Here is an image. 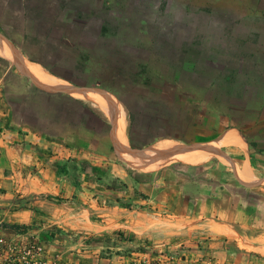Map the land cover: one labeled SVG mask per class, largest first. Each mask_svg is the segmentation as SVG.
<instances>
[{"label": "crops", "instance_id": "0c3cea01", "mask_svg": "<svg viewBox=\"0 0 264 264\" xmlns=\"http://www.w3.org/2000/svg\"><path fill=\"white\" fill-rule=\"evenodd\" d=\"M108 3L132 8L131 0ZM172 7L186 16L189 74L162 84L174 87L176 102L192 111L181 120L183 135H153L141 143L132 141L128 113L111 91L77 90L0 31L6 48L0 61L8 66L0 73V207L19 210L25 224L43 211L49 222L44 232L57 230L65 249H78L86 238H92L91 257L113 248L100 264H137L144 242L177 254L160 264H264V0H173ZM225 56L233 60L230 69ZM32 64L57 83L39 79ZM4 73L15 75L21 87L10 85ZM22 85L86 104L100 114L105 132H84L77 120L73 129L72 111L63 119L47 106L35 122L19 118L8 94H23ZM208 89L216 96H208ZM244 111L262 113L251 139L242 131L247 126L235 120ZM47 118L50 127L43 124ZM127 201L151 204L152 213L130 219ZM127 246L132 256L124 254Z\"/></svg>", "mask_w": 264, "mask_h": 264}, {"label": "rangeland", "instance_id": "374dc122", "mask_svg": "<svg viewBox=\"0 0 264 264\" xmlns=\"http://www.w3.org/2000/svg\"><path fill=\"white\" fill-rule=\"evenodd\" d=\"M104 2L105 0H0V29L9 35L21 51L32 57L46 61L55 59L58 64L67 63L70 67L77 60H66L71 53L74 57L73 50L66 45V49L52 50L51 46L43 42V36H84L82 41L87 44L85 52L88 59L80 85L105 88L119 99L128 113V129L132 141L141 143L149 141L153 135L166 133L183 135L181 120L189 116L192 107L183 110L176 102L174 87L162 84L173 77L181 79L183 75L189 74L186 71L189 64L184 62L189 37L188 28L183 24L182 18L186 16H182V9L172 7L173 0H158L155 3L151 0H131L132 8L127 6L124 9L113 3L104 5ZM156 4L157 9L154 8ZM224 62L226 68L232 67L233 60L230 56H225ZM32 66L42 70L37 64ZM7 67L5 62L0 61V73ZM38 73L47 77L42 72ZM211 76L214 77V73ZM4 79L10 85L14 83L15 88L21 87L15 75L4 73ZM21 91V95L8 94L19 118L35 122L38 110L47 106L56 108L63 119H69L72 111L73 129L77 120L79 129L84 132H105L104 120L92 114L84 103L70 100L65 95H46L24 85ZM206 94L216 96L211 89ZM92 96L94 99L98 97ZM261 114L244 111L235 116V120L247 126L242 129L244 133H251L256 126L259 127V121L256 120ZM43 124L46 127L53 125L48 118ZM136 128L143 129L145 133L139 136L132 134ZM248 137L251 139L252 135ZM102 203L113 205L109 201ZM123 205L125 211L131 214L128 217L130 219H138L136 212L152 213L151 204L143 206L127 201ZM0 209L6 220L3 232L23 227L35 229L31 232L44 246L43 256L47 258L60 255L65 259L79 260L83 264H100L101 259L112 256L110 251L113 248L107 252L101 250V253L95 254L96 257L88 255V245H91L92 238L84 239L78 249L61 247L56 239V235H59L57 230L44 232L43 223L49 222L43 211H37L34 221L25 224L23 214L17 212L19 210L16 208ZM132 251L133 247L127 246L124 254Z\"/></svg>", "mask_w": 264, "mask_h": 264}, {"label": "built area", "instance_id": "2783aa9c", "mask_svg": "<svg viewBox=\"0 0 264 264\" xmlns=\"http://www.w3.org/2000/svg\"><path fill=\"white\" fill-rule=\"evenodd\" d=\"M4 216L3 210L0 209V264H83L79 260L65 259L60 255L54 258L43 256L44 246L31 232L35 229L29 230L28 227H23L3 232L5 227L3 224L6 221ZM142 246L141 255L135 256L137 264H160L161 261H172L177 256L166 246L157 249L146 242ZM204 259L209 263L213 257L207 254Z\"/></svg>", "mask_w": 264, "mask_h": 264}, {"label": "trees", "instance_id": "16d2710c", "mask_svg": "<svg viewBox=\"0 0 264 264\" xmlns=\"http://www.w3.org/2000/svg\"><path fill=\"white\" fill-rule=\"evenodd\" d=\"M2 33L5 35H8L3 30L0 29ZM9 37V36H7ZM43 42L52 47V50L56 49H66V46H69L75 54L73 57V54L71 53V56H67L66 60L69 62H72L73 60L75 63L73 64V67H70L67 65H60L55 59H50L48 61L38 58V57H32L28 53L22 51L28 59H30L33 62H36L40 64L48 73L64 78L68 81L73 82L76 85L81 84V79L83 78V73L85 72V64L86 60L88 59V54L85 52L86 45L85 41H82L84 36H43ZM16 45V44H15ZM81 60V61H80ZM90 112L94 115H96L98 118H100V114L95 111L94 109H90ZM252 145H254L251 142Z\"/></svg>", "mask_w": 264, "mask_h": 264}, {"label": "bare ground", "instance_id": "6f19581e", "mask_svg": "<svg viewBox=\"0 0 264 264\" xmlns=\"http://www.w3.org/2000/svg\"><path fill=\"white\" fill-rule=\"evenodd\" d=\"M5 46V45H4ZM3 46V44L2 43H0V50H1V52H3V53H6V48ZM10 48V47H9ZM8 48V49H9ZM7 49V50H8ZM9 54V53H8ZM6 57V56H5ZM29 68H32V70H33V72L38 76V78L39 79H41L42 81H44V82H46V83H49V84H56L57 83V79H56V77H53V76H51V75H49L47 72H45L44 70H39V69H37V68H35L34 66H31V67H29ZM38 72H42L43 74H45L47 77H42L41 75H39V73ZM93 95V94H92ZM92 95H90V96H92ZM93 97V96H92ZM98 103H100V105H103V107L104 108H108L104 103H103V101L100 99V97H97L96 99H95ZM108 103V102H107ZM105 105V106H104ZM111 107H113V106H111ZM122 107V106H121ZM123 108V107H122ZM121 110V109H120ZM120 112V111H119ZM119 113H117V115H118ZM118 117V116H117ZM120 117V116H119ZM117 124H118V122H117ZM118 126V125H117ZM119 130V129H118ZM120 133V132H119ZM120 135V134H119ZM213 143H215V142H213ZM217 144V143H216ZM197 145H199V144H197ZM214 146V145H213ZM216 146V145H215ZM218 146V145H217ZM199 147H200V145H199ZM204 147V146H203ZM210 147H211V145H210ZM209 147V148H210ZM201 148V147H200ZM208 148V147H207ZM204 149V148H203ZM192 150V149H191ZM211 150V149H210ZM218 151V150H217ZM217 151H215V152H217ZM192 152V151H191ZM194 152V151H193ZM200 152H202V151H200ZM214 152V151H213ZM195 153V152H194ZM204 153V152H203ZM207 154V153H206ZM187 155V154H186ZM167 157V156H166ZM166 157H163V158H166ZM172 158H174V156L172 157ZM134 159H135V157H134ZM132 162L134 161V160H131ZM131 162V163H132ZM157 162H158V160H157ZM164 162V161H163ZM182 162V161H181ZM168 163V162H167ZM165 164V163H164ZM155 165H156V163H155ZM163 165V164H162ZM147 166V165H146ZM149 166V165H148ZM154 166V165H153ZM157 167V166H156ZM147 169V168H146ZM151 169V168H150ZM152 169H154V168H152Z\"/></svg>", "mask_w": 264, "mask_h": 264}, {"label": "water", "instance_id": "95a60500", "mask_svg": "<svg viewBox=\"0 0 264 264\" xmlns=\"http://www.w3.org/2000/svg\"><path fill=\"white\" fill-rule=\"evenodd\" d=\"M93 87H90V86H88V85H78V88H77V90H79V91H89V90H91Z\"/></svg>", "mask_w": 264, "mask_h": 264}]
</instances>
